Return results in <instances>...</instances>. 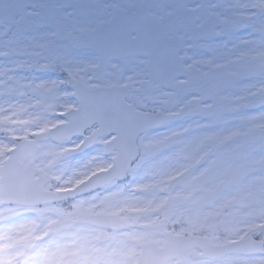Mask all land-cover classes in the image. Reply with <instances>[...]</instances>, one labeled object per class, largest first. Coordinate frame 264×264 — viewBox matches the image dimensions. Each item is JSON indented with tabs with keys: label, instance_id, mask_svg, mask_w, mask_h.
Here are the masks:
<instances>
[{
	"label": "snow or ice",
	"instance_id": "6c2138e0",
	"mask_svg": "<svg viewBox=\"0 0 264 264\" xmlns=\"http://www.w3.org/2000/svg\"><path fill=\"white\" fill-rule=\"evenodd\" d=\"M0 264H264V0H0Z\"/></svg>",
	"mask_w": 264,
	"mask_h": 264
}]
</instances>
